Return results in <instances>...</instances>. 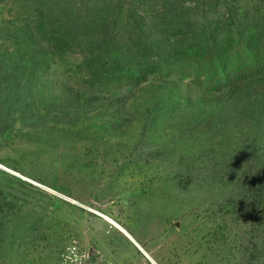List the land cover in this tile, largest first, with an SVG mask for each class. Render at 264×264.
Returning a JSON list of instances; mask_svg holds the SVG:
<instances>
[{
    "label": "rangeland",
    "instance_id": "obj_1",
    "mask_svg": "<svg viewBox=\"0 0 264 264\" xmlns=\"http://www.w3.org/2000/svg\"><path fill=\"white\" fill-rule=\"evenodd\" d=\"M264 264V0H0V264Z\"/></svg>",
    "mask_w": 264,
    "mask_h": 264
},
{
    "label": "built area",
    "instance_id": "obj_2",
    "mask_svg": "<svg viewBox=\"0 0 264 264\" xmlns=\"http://www.w3.org/2000/svg\"><path fill=\"white\" fill-rule=\"evenodd\" d=\"M78 264H81L80 262Z\"/></svg>",
    "mask_w": 264,
    "mask_h": 264
}]
</instances>
